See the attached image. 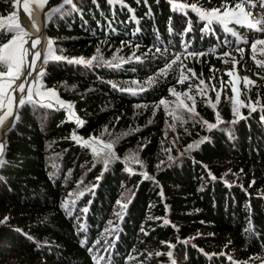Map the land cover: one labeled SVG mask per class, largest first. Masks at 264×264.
<instances>
[{
  "label": "trees",
  "instance_id": "16d2710c",
  "mask_svg": "<svg viewBox=\"0 0 264 264\" xmlns=\"http://www.w3.org/2000/svg\"><path fill=\"white\" fill-rule=\"evenodd\" d=\"M253 1L261 8L262 0ZM13 2L0 0V18L13 11ZM175 2H198L205 9L221 4V0ZM73 4L74 10L65 6L70 14L51 20L49 35L56 54L88 59L99 48L104 60L129 62L116 69L101 61L91 68L64 61L49 65L47 86L74 105L84 124L77 127L65 112L34 105L20 114L0 170V264H95L94 256L104 257L100 264H167L165 255L155 254H166L169 244L175 246L176 264H264V67L252 59L249 44L225 46V40L235 38L215 25L212 31H202L196 13L174 11L169 0H125L127 6L109 0ZM189 25L192 31L185 32ZM230 27L249 42L262 37L260 32ZM184 37L188 51L208 54L182 57L183 64L199 79L210 81V89L215 85L221 91L216 111L224 123L211 131L198 121L215 123V113L195 88L191 94L196 96L198 116L189 119L185 112L181 123L173 121L163 105L157 107L162 98L175 100L169 88L183 92L189 83L198 84V79L178 84V66L135 96L111 86L137 88L132 83L137 81L147 87L148 78L184 51L180 46ZM238 47L244 49L243 56ZM212 48L215 55L209 52ZM223 51L232 55L219 58ZM133 53L142 62L130 59ZM233 56L241 78L248 74L255 81L246 89L241 79L240 99L259 101L255 112L241 108L245 119L240 120L232 112L231 86L225 83L221 88L229 80L224 72L233 69ZM256 59L264 61V55L257 51ZM209 96L215 101V92L209 91ZM74 131L85 139L95 136L113 143L118 159L105 170L91 149L70 139ZM170 137L179 150L170 145ZM203 137L204 143L185 152ZM126 168L134 173L130 176ZM80 192L84 195L75 205L69 203V216L61 204ZM118 200L128 201L127 209L121 210ZM165 218L168 225L163 224ZM250 224L252 232H246ZM112 227L115 232L105 231Z\"/></svg>",
  "mask_w": 264,
  "mask_h": 264
},
{
  "label": "snow or ice",
  "instance_id": "6c2138e0",
  "mask_svg": "<svg viewBox=\"0 0 264 264\" xmlns=\"http://www.w3.org/2000/svg\"><path fill=\"white\" fill-rule=\"evenodd\" d=\"M137 3H140L141 0H136ZM147 3V0H144ZM109 3H116L122 6H127L125 4V0H109ZM169 3L172 6L174 11L180 12L182 14L187 15V11L190 9L192 12L196 13L199 20L202 22V31H212L213 26L220 27L224 32L230 34L235 38L234 41L225 40L223 43L227 46L230 43L239 44H249L250 50L252 53V59L256 63L258 67H264V61L256 59L257 51H259L260 55H264V19H253V13L249 11L246 6L255 7L253 4V0H221V4L218 7H214L212 9H205L198 2L194 3H177L175 0H169ZM15 6L18 9H22L26 18L30 20L32 7L35 6L39 8L41 11H44L47 7V11L44 12V23L45 27L52 20L53 16L59 14L64 15L70 14L65 6H70L72 10H74L73 0H60L59 3L53 4L52 0H15ZM261 7H264V0L261 2ZM134 13V10H132ZM133 18L135 19L134 15ZM138 22V21H137ZM238 26L240 28H247L252 31L260 32L262 34L261 38H257L252 42L244 39L242 34L235 30V27ZM33 27H37L33 23ZM37 30L39 28L37 27ZM138 31V30H137ZM171 31V29H170ZM185 32H191L192 28L189 25L185 30ZM30 34L25 30V28L20 23V16L16 13H13L8 17L7 21L0 19V125L8 120L10 117L15 121L18 119V113L14 111L15 109H19L26 105H34L39 106L40 108L45 109H54L59 107V109L67 110V118L69 121H75L77 127H82L84 121L80 120L75 111L74 105L71 102H65L62 100L55 89L45 88L44 85V77L46 75V66L50 61H64L68 64H77L83 65L86 68H91L94 62L101 61L107 67L119 68L121 63H128V60H123V58H119L121 63L113 64L111 61L104 60L102 55H100V49H97V55L91 57L90 59H85L83 57L80 58H68L61 55L56 54V49L54 48V42L49 39L47 50L43 54V59L41 60V52L36 51L37 46L41 43L39 38L32 39L31 44L29 45ZM156 52H160L161 49L159 47L155 48ZM166 52L167 49H164ZM236 51L241 53L243 56L244 49L238 47ZM211 54H216V48H212L209 50ZM205 52H194L188 51V46L185 45L184 51L180 53H176L174 58L168 61L165 66L158 70V72L153 76L148 78L145 81L147 87L140 86L139 82L133 81V84H137V88H121L117 84H112V88L117 89L121 92H128L131 95L135 96L141 92L147 91L152 85L160 78L167 77L170 71H174L175 67L179 68V76L177 77L176 82L178 84H183L185 81L190 79H198L199 83L193 85L189 83V86L183 92H178L175 88H169V94L175 97V100L169 102L165 99H161L159 101L160 105L164 106L165 112L171 116L173 121H180L184 123V113H188V118L191 119L199 115L196 112V96L192 95V90L195 88L196 95L200 96L203 99V102L211 107L215 113V123H211L207 120L198 121L202 125H204L208 131H211L220 124L224 123L222 118L220 117V113L216 111L217 104L220 102L221 91H217L216 86L212 85L211 89H209V83H206L204 80L199 79L196 76V73L187 68L186 65L183 64L182 57L184 59H188L189 57L198 58L207 55ZM232 54L228 51H223L220 53L219 58L229 57ZM29 56H31V61H29ZM118 59V57L114 56L113 60ZM137 63L142 62L141 57L135 55L133 53L132 58ZM37 61H41L42 67L37 72L36 64ZM224 63H229L228 60H224ZM231 63L233 64V69L229 70L225 75H227L230 79L226 82H222L221 88L226 83L231 86V91L233 95L229 98L230 103L232 104V112L233 115L237 118V120L245 119V117L240 112V109L243 107H248L250 112L257 111L256 105L259 104V101L248 102L245 103L240 99V89L238 88V83L240 78L237 75H234L236 65L239 61L233 56L231 59ZM24 69H27L25 74ZM36 73L35 79L30 80L33 73ZM189 73L191 74L189 76ZM23 77V79H22ZM211 79H214L211 78ZM17 81H20L17 83ZM244 87L247 89L249 85L255 86V81L251 80L248 77L243 78ZM209 91L215 92V101L212 100L211 96H209ZM186 101H190L191 104ZM170 104H174L175 107H170ZM139 107V105H138ZM236 121H231L230 123H235ZM170 127L173 129L176 127L175 123L171 124ZM107 131V129H105ZM70 139L74 140L76 143L82 145L85 148L91 149L93 155L102 162L104 169L107 170L108 165L118 159L116 152L114 150V145L111 142H105L101 140L99 137H89L87 139L82 138L76 134L74 131L70 137ZM207 137H203L198 141H195L192 144H189L185 149V152H190L200 146V144L204 143ZM6 145L3 142H0V167L5 164L4 160V151ZM170 151V150H169ZM136 163L142 165V162L139 161L137 157H133ZM169 160L173 158L171 156L168 157ZM127 163V159L125 160ZM126 171L132 172L131 168H126ZM144 179H152L147 172L141 173ZM209 176L211 179L215 180L216 177L209 172ZM254 183V181H253ZM251 186V185H250ZM84 195V192H80L76 199H72L69 201L68 199L64 200L61 204V207L65 210V212L71 216L72 212L69 208V203L72 206L75 205L76 200ZM161 197H163V191L160 193ZM72 196V193H69V197ZM130 203V201H129ZM117 204L120 205L121 210L127 209L128 204L122 203L120 200L117 201ZM84 212H87L88 209L84 208ZM117 216L122 219L123 216L121 212H117ZM7 219V218H5ZM111 221L109 224L111 225ZM170 221L168 219L163 220L164 225H168ZM81 230H84V226L81 225ZM143 231V229H141ZM106 232H115L116 228L112 227L105 230ZM246 232H252L251 224L245 230ZM186 242V241H185ZM100 241H95V244H99ZM82 245L87 244V240L81 241ZM169 248H174V245L169 244ZM88 251H92V248L89 247ZM151 255V254H150ZM155 255H167L171 264H175V260L172 258L173 253L171 251L165 253H156ZM95 264H100V261L104 259L103 256H94L93 257ZM131 259V257H130Z\"/></svg>",
  "mask_w": 264,
  "mask_h": 264
},
{
  "label": "water",
  "instance_id": "95a60500",
  "mask_svg": "<svg viewBox=\"0 0 264 264\" xmlns=\"http://www.w3.org/2000/svg\"><path fill=\"white\" fill-rule=\"evenodd\" d=\"M59 2H60V0H52L53 4H57ZM47 10H48L47 7L45 8L44 11H41L39 8L33 6L32 10H31V17H30V20H29L28 18H26V16L23 13L22 9H18L15 6V0H14V2H13V11L10 14L0 18V19H3L5 21H7L8 17L11 16L13 13H16V14H18L20 16L21 25L30 34V39H29V45L28 46H30L32 39L39 38V40L41 41V43L37 46V49H36V51L41 52V60L43 59V54L47 50L48 40L51 39L50 35H49V26H50L51 21L47 24V27H45V23H44V12H46ZM33 23L39 28V30H37V27H33ZM28 59H29V61H31V56H29ZM51 62H53V61H50L49 64L46 66V75H45L44 80H43L45 88H49L47 86V84H46V79H47V76H48L49 65L51 64ZM41 67H42L41 61H37L36 71L38 72ZM24 72L26 74L27 69H24ZM35 76H36V73L34 72L32 77H30L29 79L30 80H34ZM22 79H23V77H22ZM19 82L20 81H17V83H19ZM60 98L62 100H64L61 96H60ZM29 106H32V105H26V106L21 107L19 109H15L14 108V111L18 113V119L13 121V119L10 117L8 120H6L3 123V125H0V142H3L6 145L5 151H4V159L6 158L7 152H8L9 136L13 132V130L15 129V127H16V125L18 123L20 114L22 113V111L24 109H26ZM37 107H39V106H37ZM48 110L63 111V112H66V114H67V110L66 109H59L58 106H57V108L48 109ZM0 114H2V113H0ZM0 170H1V167H0Z\"/></svg>",
  "mask_w": 264,
  "mask_h": 264
},
{
  "label": "rangeland",
  "instance_id": "374dc122",
  "mask_svg": "<svg viewBox=\"0 0 264 264\" xmlns=\"http://www.w3.org/2000/svg\"><path fill=\"white\" fill-rule=\"evenodd\" d=\"M253 4L255 5V7H252V9L253 10H251V12H253L256 8H257V4L256 3H254L253 2ZM246 8H248V7H246ZM258 11H260L261 13V16L259 17V18H263L264 19V8H261V9H257ZM244 38V37H243ZM183 39V38H182ZM182 39H181V41H182ZM180 46H181V43H180ZM94 56V55H93ZM92 56V57H93ZM91 58V57H90ZM90 58H88V59H90ZM86 59V58H85ZM237 60V59H236ZM79 66H81V65H79ZM237 66V65H236ZM232 67H233V64H232ZM114 68V67H113ZM116 69V68H115ZM228 71H225L224 73H227ZM238 74V76H239V78H240V81H241V75H240V71L238 70V67H236L235 68V73H234V75H237ZM245 77H248V78H250V76L247 74ZM230 79V78H229ZM251 79V78H250ZM240 81H239V83H238V85L240 84ZM242 81H243V79H242ZM213 82V81H212ZM198 83H199V81H198ZM219 84V83H218ZM210 89V88H209ZM212 92V91H211ZM128 93V92H127ZM142 93V92H141ZM130 94V93H129ZM140 94V93H139ZM169 143H170V145L171 146H173V148L174 149H177L178 147H177V142H176V139L175 138H173V137H170L169 138ZM177 150H179V149H177ZM136 162V161H135ZM142 169H145L144 167L142 168ZM128 172V171H127ZM144 172H146V171H138V172H136V174H140L141 175V173H144ZM129 173V175L131 176V173H134V171L132 170V172L130 173V172H128ZM150 176V175H149ZM127 197H128V194L127 195H125L123 198H124V201L127 199ZM128 202V201H127ZM127 202H125V203H127ZM119 207H120V205H118ZM169 251H171L172 252V248H170L167 252H169ZM166 252V253H167ZM173 253V252H172ZM165 257H166V261H167V264H170L171 262H170V260H169V258L167 257V255H165ZM174 259V258H173ZM175 260V259H174ZM14 263V262H13ZM175 264H176V261H175Z\"/></svg>",
  "mask_w": 264,
  "mask_h": 264
},
{
  "label": "bare ground",
  "instance_id": "6f19581e",
  "mask_svg": "<svg viewBox=\"0 0 264 264\" xmlns=\"http://www.w3.org/2000/svg\"><path fill=\"white\" fill-rule=\"evenodd\" d=\"M87 60V59H86Z\"/></svg>",
  "mask_w": 264,
  "mask_h": 264
}]
</instances>
